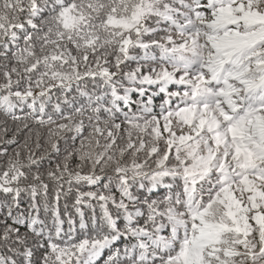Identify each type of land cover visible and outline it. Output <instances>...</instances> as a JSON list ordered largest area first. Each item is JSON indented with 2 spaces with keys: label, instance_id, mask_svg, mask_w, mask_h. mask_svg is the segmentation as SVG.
<instances>
[{
  "label": "snow or ice",
  "instance_id": "obj_1",
  "mask_svg": "<svg viewBox=\"0 0 264 264\" xmlns=\"http://www.w3.org/2000/svg\"><path fill=\"white\" fill-rule=\"evenodd\" d=\"M0 264H264V0H0Z\"/></svg>",
  "mask_w": 264,
  "mask_h": 264
}]
</instances>
